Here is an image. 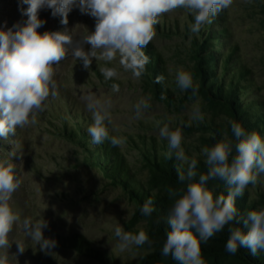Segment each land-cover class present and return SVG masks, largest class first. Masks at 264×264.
Here are the masks:
<instances>
[{
	"label": "rangeland",
	"instance_id": "1",
	"mask_svg": "<svg viewBox=\"0 0 264 264\" xmlns=\"http://www.w3.org/2000/svg\"><path fill=\"white\" fill-rule=\"evenodd\" d=\"M27 7L22 0H0V30L25 25ZM39 18L45 21L37 30L41 34L67 29L81 36L95 30V18L81 14L78 8L69 13L67 25L60 23V16L53 17L51 9L41 10ZM191 23L194 17L183 9L160 18L156 36L144 49L150 62L139 80L120 67L119 59L106 64L93 58L90 68L85 69L69 55L54 66L58 96L49 98L37 124L18 128L7 140L0 138V158H8L12 150L18 153L13 163L22 184L11 203L21 220H46L44 236L54 239L57 246L50 254L40 251L30 237L25 238L18 224L10 239L22 242L26 250L17 254L13 242L10 264H176L162 256L153 220L141 214L144 201L129 186L132 183L134 188L150 192L151 197L168 193L169 188H181L169 184L176 172L164 155L167 141L159 138L156 121L163 126L171 117L173 129L181 126V121L188 125L192 105L199 101L204 121L182 128V147L186 155L197 158V167L205 165L202 147L214 145L225 133L235 143L228 121L244 128L256 122L264 137V0L251 4L234 0L229 10L216 16L198 35L190 33ZM89 49L90 45H85V50ZM210 54L215 58L212 63L205 61V55ZM104 66L117 67L119 77L105 81L99 71ZM180 69L192 74L198 85L197 97L189 99L191 91L181 92L176 86L175 74ZM159 75L164 81L157 84L155 77ZM113 83L119 85L118 93L111 91ZM219 86L227 92L225 99L217 97ZM234 91L238 93L235 100ZM89 93L112 99L110 135L126 137L124 145L92 143L87 132L92 116L83 99ZM146 96L152 98L151 108L137 121L133 106ZM237 98L247 111L236 106ZM259 187L264 189V177L256 187H248L249 198H258ZM117 226L134 234L144 230L151 245L121 252L114 235ZM222 264L242 262L231 257Z\"/></svg>",
	"mask_w": 264,
	"mask_h": 264
},
{
	"label": "clouds",
	"instance_id": "2",
	"mask_svg": "<svg viewBox=\"0 0 264 264\" xmlns=\"http://www.w3.org/2000/svg\"><path fill=\"white\" fill-rule=\"evenodd\" d=\"M252 2L245 0L248 4ZM22 3L28 5L24 12L27 23L0 30V138L5 140L16 135L18 128L37 124L38 114L45 110L49 98L55 99L59 94L54 66L69 55L81 61L85 69L90 68L93 58L106 64L119 59L120 67L139 80L150 62L144 49L156 36V25L163 15L185 10L194 17V23L189 25L190 33L198 35L216 16L229 10L234 0H22ZM73 8L95 18L94 31L87 30L81 36H74L73 30L67 29L42 34L37 31L45 23L39 18L41 10L51 9L52 16H60V23L67 25ZM85 45H90V49L85 50ZM99 71L105 81L119 77L115 66L100 67ZM163 81V75L155 77V83ZM175 83L181 92L191 91L189 99L197 97L198 85L194 84L190 72L178 70ZM111 91L118 93L119 85L113 83ZM165 98L161 93L160 99ZM83 99L92 116L93 122L87 128L92 143L100 145L108 141L112 146L124 145L126 137L110 135L112 99L98 98L92 93ZM151 99L146 96L137 100L133 119H144L151 108ZM168 119L169 123L163 126L156 121V127L159 138L167 141L168 150L164 155L177 162L178 181L185 187L168 189L173 203L166 218L170 230L166 233L162 256H170L176 264H206L201 245L226 227L229 236L225 250L229 254L235 255L241 247L249 249L253 256L264 253V207L245 212L237 207V198L243 197L250 185L256 187L264 177V137L255 131L246 132L238 122L228 121L235 143L225 133L214 145L202 147L200 155L208 170L196 180L198 160L186 155L182 147V128L193 121H204L199 101L192 105L188 125L181 121V126L173 129L172 118ZM17 155L12 150L8 158H0V264H10L9 249L13 242L17 245V254L26 250L22 242L10 239L18 224L25 238L30 237L40 246V251L50 254L57 246L54 239L44 236L43 230L48 227L46 220H21L19 210L11 203L13 194L22 184L13 163ZM211 180L222 181L227 194L215 195L214 190L207 187ZM153 205L154 201L148 198L140 209L141 214L151 217L156 210ZM114 235L121 252L152 243L144 230L134 234L117 226ZM17 254L12 257L16 258Z\"/></svg>",
	"mask_w": 264,
	"mask_h": 264
},
{
	"label": "trees",
	"instance_id": "3",
	"mask_svg": "<svg viewBox=\"0 0 264 264\" xmlns=\"http://www.w3.org/2000/svg\"><path fill=\"white\" fill-rule=\"evenodd\" d=\"M214 55H205V61L207 62H213L214 61ZM208 57V58H207ZM214 87V86H213ZM221 92L217 95L218 98L225 99L227 96V92L224 87H220ZM211 91L214 94L215 89L211 87ZM216 94V93H215ZM234 100L235 97L238 95L236 91H234ZM237 107L240 110H246L247 107H242V102L237 98ZM247 111V110H246ZM250 120V119H249ZM251 121V120H250ZM244 129L246 132H257L261 135L259 126L256 122H250L248 123ZM169 165L172 166V170L175 168L176 174H173V178H171V183H169L172 187H185V185L181 184L178 181V174L176 171L175 166V160L174 159H168ZM174 166V168H173ZM205 168L207 169L206 165H203L202 167H197V177L195 178L198 180L199 174H205ZM172 175V174H171ZM168 176V175H167ZM166 180V178H165ZM220 186L214 181H209L207 183V187L211 190H214L215 195L220 194H227L226 186L222 181H220ZM131 189L135 190L141 199L145 202L148 198H151L154 201V208L156 209L151 218L153 220V226H154V232L155 237H157L158 245L163 247V244L166 240V233L170 230L169 226L167 225L166 218L168 214V209L171 207L173 200L169 198L168 193L162 191L159 193H156L154 197L150 196V192L143 190L142 188H134L132 186V183L129 185ZM219 186V187H218ZM173 189V188H172ZM259 193L258 198H249V193L246 190L243 197L237 198V207L241 212H245L251 209H257L264 207V189L259 187ZM239 226V225H238ZM229 233L227 230V227L217 234H215L206 244H202V256L206 261V264H222V261L231 257H234L236 260H240L242 264H264V253H260L257 256H253L249 249L241 247L239 251L235 255L229 254L225 250V245L228 239ZM170 259H172L170 256H168ZM173 260V259H172ZM174 261V260H173Z\"/></svg>",
	"mask_w": 264,
	"mask_h": 264
}]
</instances>
